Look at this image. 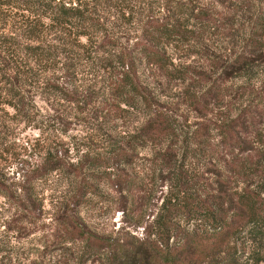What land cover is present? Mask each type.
I'll return each mask as SVG.
<instances>
[{
  "label": "trees",
  "instance_id": "obj_1",
  "mask_svg": "<svg viewBox=\"0 0 264 264\" xmlns=\"http://www.w3.org/2000/svg\"><path fill=\"white\" fill-rule=\"evenodd\" d=\"M75 1L0 0V25L5 28L15 23L13 10L37 14L45 11L53 24L74 27L75 38H87L89 45L84 46L90 47L97 36L90 28L96 27L97 20L80 5L81 0ZM186 5L181 0L172 10L184 12ZM170 6L168 3L163 8ZM193 10L186 22L192 18V25L200 28L215 24L216 19L209 10L200 9L195 15ZM167 18L149 15L132 51H118L113 46L114 36L103 35V46L109 44L105 51L109 59L98 60L109 62L111 74L117 72L111 77L113 105L119 111L135 109L145 114L147 119L140 128L118 139H109L105 149L85 153L75 162L67 156V151L56 147L39 150L38 155L34 151L17 161L19 174L15 183L0 173V194L14 210L13 222L18 224L36 223L42 217L44 199L35 191L38 183L53 172L66 170L71 175L72 194L57 209L58 229L47 236L42 253L60 251L62 245L71 244L78 248L77 264L95 260L100 264H264V150L251 144L246 148L250 136L264 144V132L258 127V115L264 110L260 102L264 86L259 91L261 94L234 117L220 113L219 120L199 123L194 128L186 118L181 124L163 108L139 76V64H144L161 71L169 80H189L191 86L209 84L199 95L191 90L185 93L191 109L206 116L213 111L212 105L222 104L227 97L224 92L230 80V75H226L228 68L239 73L249 70L258 59L251 54L263 52L264 45L258 38H251L249 56H239L230 66L222 68L220 77L208 82L199 72L179 68L167 55L166 46L173 43L180 47L194 35L186 22L182 24L176 19L174 23ZM42 20V17L32 19L22 27L39 30ZM2 38L6 44L13 40L7 36ZM4 48L9 53V46ZM2 52L5 51L0 49L1 55ZM38 54L46 56L40 51ZM9 84L4 104L21 114L26 98L20 92V84L14 81ZM65 98L68 102L79 99L69 93ZM82 104L86 108L87 103ZM147 148L152 150L148 159L150 166L144 172L145 177H141L135 166L142 159L140 151ZM36 155L39 157L33 162ZM98 169L104 173H93ZM83 170L86 174H82ZM100 178H108L109 187L125 198L119 210L135 220L109 237L85 228L79 215L80 207L100 196L95 183ZM154 187L160 195L156 204H151ZM135 191L139 198H130ZM139 228L142 229L140 236L133 233ZM32 264L43 263L33 261Z\"/></svg>",
  "mask_w": 264,
  "mask_h": 264
},
{
  "label": "rangeland",
  "instance_id": "obj_2",
  "mask_svg": "<svg viewBox=\"0 0 264 264\" xmlns=\"http://www.w3.org/2000/svg\"><path fill=\"white\" fill-rule=\"evenodd\" d=\"M179 1H79L97 20L96 27L90 28L92 34L97 35L90 47L84 46L85 43L89 45L87 38H75L74 27L63 28L57 23L53 24L45 11L39 14L27 10L11 11L15 23L5 28L0 25V49L5 51L0 54V173L9 177V182L18 181L17 161L34 151L38 155L39 150L56 147L59 151H67V156L75 162L85 153L102 151L109 139L133 133L146 121L147 117L140 111H119L113 105L111 77L117 72L111 74L109 62L98 60L109 59L105 52L109 44L103 46V35L114 36L113 46L118 51H132L149 15L168 17L174 23L179 19L185 24L193 8V15L200 9H207L215 17V24L210 28H200L192 25L191 18L186 26L194 33L192 38L180 47L172 43L165 49L176 66L199 72L208 82L220 77L222 68L230 66L239 56H249L252 52L248 44L251 38H258L264 45V0H183L187 4L184 12L172 10ZM168 3L170 8H163ZM120 13L125 14L124 17ZM38 17L43 19L39 30L22 27L23 23ZM6 36L13 39L10 44L4 42L2 37ZM106 40L109 41V38ZM3 45H8L12 54L6 53ZM39 51L46 56H39ZM251 55L258 59L249 70L239 73L228 68L226 75H230V80L226 83L228 90L224 92L227 97L222 104L212 105L213 111L206 116L191 109L185 93L191 90L199 95L209 84L191 86L189 80H169L161 71L152 70L144 64H139V76L163 108L170 111L181 124L186 118L187 123L195 128L199 123L219 120L222 116L220 113L234 117L261 94L259 91L264 86V50ZM13 81L20 84V92L26 98L21 114L11 105L4 104L8 99L5 97L9 83ZM68 93L79 99L68 102L65 98ZM263 97L260 99L262 104ZM83 102L87 103L86 108ZM121 108L126 107L121 105ZM262 112L258 115V127L264 132V110ZM250 144L264 150V144L254 136H250L249 143L246 142L247 149ZM37 155L33 162L38 159ZM151 155V148L140 151L142 159L138 160L135 170L141 177H145ZM93 173L101 175L104 171L98 169ZM82 174L86 172L83 170ZM71 179L65 170L53 172L38 183L35 191L43 197L44 205L42 217L36 223H14L15 212L0 194V264H32L33 261L77 264L75 256L78 248L71 244L62 245L60 251L42 253L47 236L58 229L55 221L57 209L72 194ZM107 180L96 179L100 196L91 198L90 204L79 209L83 226L102 237H109L119 228L135 223L134 219L124 216L119 210L124 206L125 198L109 187ZM153 194L151 204L155 203L160 192L154 187ZM134 197L139 198L137 191L131 192L130 198ZM130 230L133 231L132 228ZM141 230L139 228L133 233L140 236ZM86 264L100 262L95 260Z\"/></svg>",
  "mask_w": 264,
  "mask_h": 264
}]
</instances>
